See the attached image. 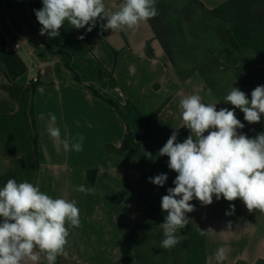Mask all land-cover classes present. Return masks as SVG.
Returning <instances> with one entry per match:
<instances>
[{
	"label": "crops",
	"instance_id": "crops-1",
	"mask_svg": "<svg viewBox=\"0 0 264 264\" xmlns=\"http://www.w3.org/2000/svg\"><path fill=\"white\" fill-rule=\"evenodd\" d=\"M200 1L213 9L228 0ZM30 2L0 0V75L4 78L0 93L5 98L0 100V155L4 158L0 188L9 179L28 181L52 198L76 201L80 225L69 226L67 255L59 256L62 264H138L133 229L141 175L128 157L108 150L122 147L126 127L116 108L94 91L119 106L137 143H143L145 119L165 104L151 128L160 173L167 174L165 184L172 188L178 174L169 169V158L159 155V150L173 131L177 142L191 134L184 127L180 100L197 94L203 103L216 104L220 110L222 95L234 84L264 86V62L250 52L247 62L235 65L212 56L182 81L147 21L136 28L111 30L102 28L106 19L97 18L91 32L87 31L90 25L76 29L65 21L60 35L49 38L40 35ZM48 47L69 53L74 73L66 68L64 57ZM238 89L247 97L253 91L248 86ZM31 108L37 121V152ZM51 115L56 116L61 140L71 145L78 136L84 137L82 151H65L50 136ZM235 115L245 128L264 125V115L257 123L245 121L242 111ZM80 185L95 191L78 192ZM190 203L194 211L186 213L190 220L183 229L186 264H217L220 247L227 250L223 264L264 261V212H249L240 199L213 197L212 204L202 205L194 198ZM230 205H235V212L226 215ZM201 230L208 234L201 236ZM39 264H47L43 254Z\"/></svg>",
	"mask_w": 264,
	"mask_h": 264
},
{
	"label": "clouds",
	"instance_id": "clouds-1",
	"mask_svg": "<svg viewBox=\"0 0 264 264\" xmlns=\"http://www.w3.org/2000/svg\"><path fill=\"white\" fill-rule=\"evenodd\" d=\"M155 3L156 0H123L118 8L112 5L117 8L112 11L104 0H42V8L33 11L42 25L40 35L54 38L60 35L65 21L76 29L90 25L88 32L96 26L97 18L107 20L102 25L104 29L136 28L158 14ZM224 102L240 109L245 121L257 123L264 115V86H257L250 99L233 86ZM179 107L184 127L191 134L177 142V132L173 131L159 150V155L169 158V169L178 174L173 181L175 187L168 188V194L161 199V208L167 213L159 225L163 249L181 242L178 232L189 223L186 213L194 211L190 203L194 198L202 205L212 204L213 197L240 199L249 212H264V132L255 138L238 133L244 124L237 119L234 109L217 110L216 104L203 103L197 94L182 98ZM55 125L56 116L51 115L47 131L65 151L83 150V136L70 145L68 140H61L60 129ZM146 155L151 157L150 153ZM167 179L164 173L149 177L158 186H163ZM75 190L85 194L95 191L84 185ZM230 209L226 215L234 214L235 205H230ZM0 218V264H39L41 254L47 264H55L58 256L67 255L69 226L80 225L75 200L52 198L38 186L15 179H9L0 188ZM206 234L207 231H200L201 236ZM226 259L227 250L220 247L215 254L217 264Z\"/></svg>",
	"mask_w": 264,
	"mask_h": 264
},
{
	"label": "trees",
	"instance_id": "trees-1",
	"mask_svg": "<svg viewBox=\"0 0 264 264\" xmlns=\"http://www.w3.org/2000/svg\"><path fill=\"white\" fill-rule=\"evenodd\" d=\"M182 1H185L183 6L178 7L175 4V0H156L155 7L158 14L147 21L154 33V39L158 42L182 81H187L212 56H218L227 64L235 65L247 62L246 53L250 52L264 62V0H228L213 9L207 8L200 0ZM42 6V0H31L30 2L31 13L40 28L42 25L39 24L33 10H39ZM204 17L212 18L216 22V25L214 27L207 25L204 22ZM46 45L48 46L47 42ZM48 49L52 53L62 55L65 59L66 68L74 73L70 66L71 56L69 53L64 51L54 52L50 47ZM148 53L150 56H153L149 44ZM3 82L4 78L0 75V85ZM233 86L236 88L248 86L253 90L256 88V86L249 84H234ZM233 86L225 91L221 102L224 108H228L229 110L234 109L237 112L241 110L234 108L230 103L224 102V97ZM94 93L97 97L116 108L123 118L126 127L122 147L120 149L108 147V150L114 154L128 157L127 162L136 166L141 175L142 182L146 171L140 170L138 165L131 160L132 157H137L144 161L145 156H147L146 159L149 160L152 168L147 171V174L150 177L161 174L157 163L151 122L162 111L165 104L145 119L143 143H137L134 133L119 106L112 100L102 97L98 92L94 91ZM247 95L250 99L251 92ZM0 100L5 101L1 93ZM30 115L35 130L34 146L37 152L38 132L33 108H31ZM239 130L247 137L255 138L258 134L264 132V125L259 124L255 127H244ZM147 153H150L151 157L146 155ZM2 160V157H0V173L3 171ZM168 188L166 184L163 186L153 184V194L161 192L167 195ZM139 202H141V193ZM136 223L137 221L134 224L133 235L135 234ZM178 235L182 236L179 244L171 249H163L161 247L163 239L162 229L159 227L157 232L150 234L148 240V245L151 246L150 250L155 255H159V260H157L156 264H186V242L183 229L179 230ZM136 254L138 264H152L149 258L146 257V254L137 247ZM55 264H62L59 256ZM237 264L249 263L239 261ZM256 264H264V261L261 260Z\"/></svg>",
	"mask_w": 264,
	"mask_h": 264
},
{
	"label": "rangeland",
	"instance_id": "rangeland-1",
	"mask_svg": "<svg viewBox=\"0 0 264 264\" xmlns=\"http://www.w3.org/2000/svg\"><path fill=\"white\" fill-rule=\"evenodd\" d=\"M121 1L123 2V0H104L106 6H108L112 11L117 10L119 3H121ZM184 2L185 1L182 0H175V4L178 7H182ZM112 5H116L117 8H112L111 7ZM204 22L212 27L216 25V22L210 17H204ZM146 158L147 156H145L144 161L140 160V158L137 157L131 158V160L136 165H138L140 170L146 171V175L142 182L141 202L139 206L138 215L136 218L137 223L135 228L134 241L136 247L146 254V257L149 258L150 262L152 264H156L157 260H159V255H155L154 252L150 250L151 246L148 245V240L152 232L158 231L159 225L164 222L167 213L161 208V199L165 194L161 192H158L157 194H153V183L149 181L150 176L147 174V171L151 170L152 168L149 164L150 163L149 160H147ZM2 159L3 160L1 165L2 167H4V158ZM157 163L159 165L158 158H157ZM0 221H2V218H0Z\"/></svg>",
	"mask_w": 264,
	"mask_h": 264
},
{
	"label": "built area",
	"instance_id": "built-area-1",
	"mask_svg": "<svg viewBox=\"0 0 264 264\" xmlns=\"http://www.w3.org/2000/svg\"><path fill=\"white\" fill-rule=\"evenodd\" d=\"M14 49L19 50V49H20L19 44H15V45H14Z\"/></svg>",
	"mask_w": 264,
	"mask_h": 264
}]
</instances>
